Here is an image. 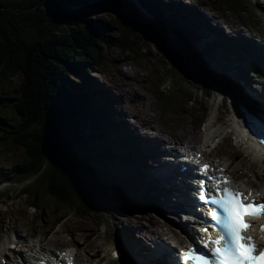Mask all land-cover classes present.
<instances>
[{
  "label": "rangeland",
  "instance_id": "1",
  "mask_svg": "<svg viewBox=\"0 0 264 264\" xmlns=\"http://www.w3.org/2000/svg\"><path fill=\"white\" fill-rule=\"evenodd\" d=\"M93 1L94 0H79L77 2L73 0L72 3L74 4L69 6L66 5L65 9L67 10L65 11L79 14V11L83 9V18L90 23L98 22L101 24L98 29L100 35L110 36L116 39L119 35L118 32L127 31L134 37L133 42L135 45L129 50H126L124 47L113 45L105 46L102 42L101 44L97 43L102 49L100 62L104 63L107 69L102 80L109 82V84L116 89L117 95L113 97L122 95L124 92L123 90L126 88L129 90L136 89V91H142L135 92L136 94L134 95H125L121 103L113 99L112 102L119 108L117 114L122 110H124V114H127L125 118H120L117 127L123 131L126 125L138 128L137 121L145 128H154L155 133H157L159 137L163 134V138H186V141H190V144L196 147V149L203 150L205 153H208L209 156L212 153L213 157L223 160L224 163L228 165L230 173L240 179H246L247 182H250L252 185L259 188L260 191H263V188L259 186V181L264 180V166L260 168L255 159L250 155L244 154V151L240 149L242 148L241 145H235V136L230 134L226 138L224 135L228 129H223L216 137V141H219V143L215 148H212L215 145L214 140H207V131L202 130L203 122L208 116L211 107H213L215 98L218 100L224 98L222 103L218 105L219 107L222 106L219 109V113L220 118H223L227 114L224 108L227 107L228 109L229 107L228 98L224 96L232 91L231 88L245 99L248 98L247 95L241 88L231 84L230 79L226 76L220 77L206 62L202 60L204 62L202 63L199 55L195 53L192 54L193 58L191 57V61H188L187 58H189V56L185 47L182 44H176L175 36L177 38L181 37L180 34H177L173 30L174 28L180 31L176 26L172 25L176 23L161 20L155 16L151 19L147 14L141 11V6L143 2H147L146 6L149 5L152 8L160 7L167 10V6H174L182 7L183 12H185L192 11V6L199 4L203 11L202 15L208 17L204 14L205 10L208 13H212L214 17H217L221 22L219 25L214 18L208 17V21L211 20L208 25H218L222 32H226L228 26L236 23L238 25L242 24L244 27H247L251 31L258 32L260 35H264V0H193V4L189 7H187L188 5H182L179 0H136V4L133 0H122V3L119 0ZM180 1L187 4L190 0ZM91 3L92 7L90 6ZM200 3H202V5H200ZM120 5L122 9L118 10L117 7ZM172 11L176 10L172 9ZM130 14H132L133 18L128 17ZM139 17L146 18L149 22L141 20ZM166 22H170L171 24ZM43 23L46 25L47 19L44 18ZM154 23L159 29V32L163 35V38L167 40V44H162V42L165 41L158 35L157 30L154 29ZM222 25H224V27H222ZM29 29L33 31L36 28L30 27ZM53 30H56V28ZM243 32L245 34L244 30ZM53 33L56 35L58 34V32ZM227 35L232 37L231 32ZM256 35L258 36V34ZM246 36L250 37V35L247 34ZM51 37L50 34L49 38ZM228 41L229 40L221 41V46H231V41ZM235 49L237 52L233 54L232 60L235 59L240 62L241 54L238 53L240 49L236 47ZM226 50L225 53L229 57L228 49ZM92 70H96V68ZM245 73L251 77L247 69ZM90 76L93 75L90 74ZM248 81L249 88L254 95H264V79L253 78L252 81L250 78ZM90 84L93 86L92 80H90ZM20 85L21 77H19V75H6L0 73V110H3L4 116L2 117L7 119V123L9 125L15 124V127L19 125L18 118L16 116V120L13 119L14 115L11 111V109H13L12 103H9L6 98L18 94L20 92ZM95 86V95L97 98H101L102 96L105 97L99 90L100 88L107 93L112 91V89H108L98 83H95ZM142 86H144V88ZM217 86H219L220 89H217ZM220 90L223 93L220 92ZM219 92L221 96L223 94L222 98L219 96ZM167 100H170L172 103L170 106L166 104ZM4 105H8L9 108ZM94 105H96V101ZM129 109L131 110L129 111ZM24 126L30 137L34 136L40 127L39 125L31 123L27 117L24 119ZM2 127H0V179L9 177L13 171L14 164L26 157L23 148L5 144L6 141L4 137H6V134ZM180 129H184L186 133L175 135ZM8 130L10 132L13 131L12 129ZM210 148H212L211 152H209ZM233 148H239V156H234L232 153L234 151ZM111 158L112 157H107L106 161L104 159L105 164L103 165V169L105 174H103V176H106L108 171L113 170L109 167L120 168L111 165ZM120 169L122 170V178L125 184L131 186L125 179V171L122 168ZM78 170L79 169H73L72 167L69 169L74 181L79 179L77 176L79 174ZM48 172L49 171L45 174L47 179L50 176ZM80 172L83 173V171ZM259 172H261V174H259ZM21 178L22 176H17L16 171H14L10 176V183L0 184V216H5L10 222L18 221L16 229H8V234L6 236L4 234L0 241L1 247L5 245V241H7L6 246L13 245L16 238H23L26 243L41 240L39 247L45 249L56 248V245H65L66 247L72 246L79 256L85 258L90 257L93 261H96L97 264H106L108 261L110 264H119L121 257L120 259H114L111 255H106V251L110 247L118 248L117 244H119L121 248L120 237L118 236L120 227L124 233L126 232V235L127 232L133 231V228L142 236L148 233H152V236H154L153 233L157 230L156 225L153 223L154 220L158 218L164 220L168 225L164 226L163 229H166L167 226L175 227L173 224H178L177 221H179L176 217L174 219L173 216H171L173 214L168 215L165 212L160 214L157 208H146L141 211L128 209V211L123 212L127 216L124 224L121 226H119L120 224H116V228L112 229L110 241L107 242L106 231L110 226L109 212H119V209L115 210L104 207L106 201L107 204H110V200L108 199L111 196L112 190L108 183L102 181L100 184L98 183L96 185V183H90L85 180L86 187L94 189L96 193L95 202L100 207L87 196L82 188L89 204L87 209L91 207L89 212L86 209L89 215L83 218L78 217L72 212L70 207L64 204L63 201L55 200L53 197L50 198L51 196L46 195L40 191L39 188L38 192L40 193L42 202L38 204V208H34L30 205V199H28L27 195L24 193L23 188L21 189L29 180L24 181L22 184H12V181H18L21 180ZM101 179L102 177L100 176L99 181H101ZM59 181L61 182L62 180L60 179ZM29 190L33 191V188H29ZM88 190H90V188H88ZM57 210H59L58 213H56ZM83 223H85L86 226L94 228L93 236L97 235L100 241H105L103 245L101 244V248L98 249L100 251L94 258L93 254L96 249L86 247L84 244L85 238L82 235L84 232L92 231V229H80V225ZM60 229L62 230L61 232L59 231ZM4 230V227H0V232H4ZM126 242L127 240L124 239L123 244ZM146 245L149 246L152 244L146 243ZM16 248L18 249L19 246H16ZM121 249L120 253L124 254L125 260L128 262L127 264H135L131 255L123 248ZM14 252L16 254L18 251L14 250ZM3 256L6 257L7 264H9V259L11 258L10 254L4 252ZM16 259L18 260V255ZM11 263H14V261L12 260Z\"/></svg>",
  "mask_w": 264,
  "mask_h": 264
},
{
  "label": "trees",
  "instance_id": "2",
  "mask_svg": "<svg viewBox=\"0 0 264 264\" xmlns=\"http://www.w3.org/2000/svg\"><path fill=\"white\" fill-rule=\"evenodd\" d=\"M70 3V0H0V73L21 77L20 92L6 98L12 103L13 119L17 116L19 125H9L1 109L0 127L6 134L5 144L24 149L26 157L13 166L17 176H22L15 183L29 180L21 189L35 208L42 202L39 188L64 204L77 200L78 210L87 213L91 207L87 209L89 204L82 188H86L85 180L100 184L102 167L95 154L101 158L97 152L105 149L106 139L97 148L91 145L94 136L86 134V130L99 125L83 114L86 108L78 100L82 98L72 96L81 79L73 77L70 64L81 62L87 70L93 65L101 66L102 49L97 43L126 50L135 44L133 35L127 31L118 32L116 39L100 35L101 24L83 18V9L79 14L65 11ZM30 27L36 29L31 31ZM26 117L40 126L32 137L24 126ZM70 167L79 169L77 182L69 172ZM70 210L75 211L76 206L71 205Z\"/></svg>",
  "mask_w": 264,
  "mask_h": 264
},
{
  "label": "bare ground",
  "instance_id": "3",
  "mask_svg": "<svg viewBox=\"0 0 264 264\" xmlns=\"http://www.w3.org/2000/svg\"><path fill=\"white\" fill-rule=\"evenodd\" d=\"M200 5H202V3H200ZM192 8H193L192 11L183 12L182 7L167 6V10H165L160 7L152 8L149 5L142 6V9L145 11L143 13L147 14L151 19L152 17L155 16L156 18L161 19V20L171 21V22L176 23L179 26L181 25L182 27H184L186 30L189 31L190 33L188 36L189 42L185 37H182L181 35H180L181 37H178V38L175 36L176 44L177 45L182 44L185 47V50L189 56V58L187 59L191 61L190 58L192 57V54L194 53L199 55L200 61L202 63L206 62L210 68L214 69V71L218 73V75L226 76L228 79H230L231 84H233L236 87L241 88L244 91V93L248 97L246 99L243 96H241L242 99L238 101H234L236 98H234L235 94L232 91L228 92V94L224 96L228 99L229 97L231 99L234 98V100H232V107H230V109L228 108L230 110L229 114L231 116H233V114L236 112L237 102L249 103V102H252L253 100L264 101V95H254L252 91L250 90L249 81H248L250 78L245 73L246 69L243 70L241 68H236L230 65L229 57L221 48L223 47V45L221 46V41L229 40L228 42L233 41L238 44H243V45L248 46V49L251 53V56L254 60L255 65L258 68L263 70L264 69V53L262 52V49L260 48V46L252 43L251 40L244 37L243 34H240L242 33L241 25L233 23L230 26H228L227 31H230L232 34V37H229L227 34H224V32H222V30L220 29L218 25H215V26L208 25V23L211 20L208 21V17H205L204 15H202L203 11L201 7L199 6V4H195L194 6H192ZM172 9H175L176 11H172ZM212 18H214L215 21L220 25L221 22L218 20L217 17L212 16ZM140 19L148 21L146 18H143V17H141ZM102 27L104 28L103 25ZM222 27H224V25H222ZM167 28L171 31V29L168 26ZM171 38L174 39L173 37ZM70 70L72 74L80 73V70L77 71L75 66L72 64H70ZM104 87L108 89H112V87L106 83ZM142 87L144 88V86ZM87 89H88V85L86 84L85 79L83 78L81 79V87L77 88V90H75L72 93V96L73 97L78 96L82 98V100L81 99H78V100L83 103V109L86 108V110L82 109L83 114H86L89 117L90 121L94 120L95 123H103L105 121L103 117L96 116L93 113L89 112V108L95 106L94 102L96 101L97 97L95 95L93 98H85L84 95ZM126 89L123 90L124 92L122 95L118 97H112V100L116 99L119 103H121L125 95L127 94L134 95L136 94L135 92H142L141 90L136 91V89H131V90L129 89L126 90ZM99 90L103 93L105 97H107L108 93L105 90L101 88ZM219 96H221L220 92H219ZM223 99L224 98H222L221 100H218L216 98L214 99L213 107H211L207 118L203 122L202 130L207 131L206 139L209 140L213 137H216L219 133H221V129L223 127H227L228 130L226 132V136H229L230 133L233 136H235L234 137V140L236 139L235 145L237 146L241 145L242 148L240 149L244 151V154L250 155L253 159L256 160V162L260 163V167H262V165L264 164L262 160V156L260 155L259 151L254 146H252L251 143H248L243 139V137L241 136L239 127L237 123L234 121V119L228 118L229 115H228L227 107L224 108V110L227 111L226 116L223 118H220L219 109L222 106L219 107L218 105L222 103ZM135 104H138V103H135ZM166 104L170 106L172 103L170 102V100H167ZM131 109H129V111ZM119 114L122 117H124V115L125 116L127 115V114H124V110L119 111ZM138 124H139V127L142 129V132H138L135 127L130 126V125L125 127V131L128 134V136L131 138V140H134L136 142V147L123 154H118L117 156L112 157L110 159L111 165L118 166L125 171V179L133 187V189H138L140 181L144 178L150 181V185L143 190V195L145 198H149L148 200L149 202L146 204L142 203V204L136 205L133 209L138 210L144 207L157 208L160 214L164 212L165 213H176L177 212L176 217L180 218V210L178 209L179 205L182 208V210H189V211L192 210L191 208H187L185 203H181L185 201L184 198H185L186 190H187L181 181L182 179V177L180 176L181 174L180 172L178 173L177 170L174 169V166L171 167V170H170V167L167 166L166 168L162 169L161 173H156L155 165L159 164L160 155L165 153L166 151L165 148L163 147V141H159L157 139H153V138L146 136L145 130L147 128L142 126L141 123L139 122ZM87 126H89V123L87 124ZM185 133L186 131L184 129H180L178 130V132L175 133V135H182ZM98 137L99 136H96V138ZM100 139L102 140L104 139V137H101ZM177 139L181 140L184 138L178 137ZM173 143L175 144L174 146H172V151L178 152L177 147H176V141H174ZM104 147L105 149L102 148L98 150L97 152L98 154L101 155V157L106 152V149H107L106 143ZM186 148H190V147L187 144H184L181 147L178 154L183 149H186ZM233 149L234 151L232 153L234 154V156H239L240 155V151L238 150L239 148H233ZM93 152H94V149H93ZM189 152L192 153V150H190ZM95 156L99 158V160H101V158L97 154H95ZM221 166L225 167L227 165L224 162H222ZM100 167H102L100 168V171L101 173H103L104 171L103 164H101ZM259 174H261V172H259ZM250 186H253L254 188L258 189V191H260V189L257 188L256 186L252 184H250ZM259 186L263 188V191L260 192V195L264 197V180L259 181ZM88 188H90V190H88ZM84 191L93 200V202H95L96 193L94 189H92L91 187H86ZM95 204L99 206L96 202ZM176 207H177V211H176ZM109 213L111 215L112 220L110 221L111 223L106 233H110L111 229L114 228L116 224L118 225L120 224L121 226L123 224L122 222H124V220L126 219V216L123 213H120L118 211H111ZM183 214L184 216L189 215L187 211H183ZM251 221L252 223L256 224L255 219H251ZM1 223L2 224L7 223L6 219L3 216H1ZM153 223L156 225V228H157V230L154 233L155 236H152V233H148L142 237L146 239L147 241L156 239L153 241V244L157 248L153 250V254H154V258L157 260L159 259L160 262L157 260H152L149 257L150 255L148 253H145L147 252V250L142 244V241L139 238H136L134 236L136 235V232H133V231L127 232V235H126L127 242L124 243L123 246L129 251V253H131V255L133 256V258H135V260H136V257L134 255V252L136 255L140 253L144 264H165L166 259L172 254V251L170 250L172 248L169 246V244L166 241L162 240L161 235L168 234L174 239H178L179 236L175 234L176 232L175 233L173 232L178 227L175 228L173 226H167L166 229H163V227L168 224H166V222L162 220L161 218L154 220ZM178 225L179 227H182L183 229H185L187 232L191 233V237L197 245L200 244V240L191 232L190 228L188 227L189 224H188L187 219L184 222L180 220V223ZM80 229H92V231L84 232L82 235L85 238L84 244L86 245V247L96 249V251L93 254V258H94L95 256L98 255V252L100 251L98 249L101 248V244L103 245L105 241H100L97 235L93 236L94 228L90 226H86L85 223L80 225ZM167 229H169L170 231ZM59 231L61 232L62 230L60 229ZM123 240L124 239H122V242ZM38 241L39 243L41 242V240H38ZM14 243H15V246H11L9 248L17 249L16 246H19L17 250L28 252V251H34L36 247L35 241L26 243L23 238H19ZM115 248L116 247H110L108 248V250L106 249L107 250L106 255L110 256L111 252ZM47 253L51 254V252H47ZM0 255H2L1 248H0ZM87 260H90V259L87 258ZM9 264H12L11 259H10ZM106 264H110V262L108 261Z\"/></svg>",
  "mask_w": 264,
  "mask_h": 264
},
{
  "label": "snow or ice",
  "instance_id": "4",
  "mask_svg": "<svg viewBox=\"0 0 264 264\" xmlns=\"http://www.w3.org/2000/svg\"><path fill=\"white\" fill-rule=\"evenodd\" d=\"M209 166L204 165L206 170ZM209 179H216L208 177ZM228 183L226 177L217 180V191L213 196H207L205 181H200V200L216 205L210 209L211 220L218 227L219 235L204 242L201 251L194 244L188 248H180L182 264H264V247L255 243L254 237L246 233L252 227L246 218L259 216L264 218V202L250 199L251 192L244 194L229 187H220V183ZM260 230L264 232V219ZM202 232L208 231L202 228ZM215 245V247H212ZM115 256L116 253L113 252ZM68 264H72L69 260Z\"/></svg>",
  "mask_w": 264,
  "mask_h": 264
}]
</instances>
